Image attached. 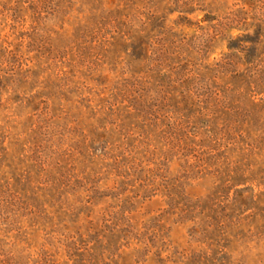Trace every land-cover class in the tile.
Segmentation results:
<instances>
[{
	"label": "rangeland",
	"instance_id": "obj_1",
	"mask_svg": "<svg viewBox=\"0 0 264 264\" xmlns=\"http://www.w3.org/2000/svg\"><path fill=\"white\" fill-rule=\"evenodd\" d=\"M0 264H264V0H0Z\"/></svg>",
	"mask_w": 264,
	"mask_h": 264
}]
</instances>
